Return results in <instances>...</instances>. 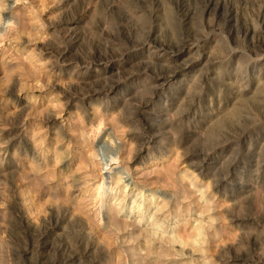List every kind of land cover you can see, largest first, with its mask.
Returning a JSON list of instances; mask_svg holds the SVG:
<instances>
[{
  "label": "rangeland",
  "instance_id": "374dc122",
  "mask_svg": "<svg viewBox=\"0 0 264 264\" xmlns=\"http://www.w3.org/2000/svg\"><path fill=\"white\" fill-rule=\"evenodd\" d=\"M0 264H264V0H0Z\"/></svg>",
  "mask_w": 264,
  "mask_h": 264
},
{
  "label": "bare ground",
  "instance_id": "6f19581e",
  "mask_svg": "<svg viewBox=\"0 0 264 264\" xmlns=\"http://www.w3.org/2000/svg\"><path fill=\"white\" fill-rule=\"evenodd\" d=\"M126 185L128 186V184H126ZM98 186H99V185H98ZM127 186H126V187H127ZM126 187H125V188H126ZM129 187H130V186H129ZM94 194H95V193H94ZM97 195H98V194H97ZM97 195H96V196H97ZM94 196H95V195H94ZM123 196H124V195H123ZM152 197H153V195H152ZM151 199H152V198H151ZM122 201H123V200H122ZM124 201H125V200H124ZM137 202H138V201H137ZM118 203H119V202H118ZM120 203H121V202H120ZM139 204H140V203H139ZM120 205H121V204H120ZM132 205H133V204H132ZM119 207H120V206H119ZM122 207H123V206H122ZM117 209H118V208H117ZM131 209H132V207H131ZM135 209H136V208H135ZM135 209H134V210H135ZM117 212H118V211H117ZM130 212H131V210H130ZM118 213H119V212H118ZM139 220H141V219H139ZM152 227H153V225H152ZM152 227H151V229H152ZM154 231H156V229H155ZM150 233H151V232H150ZM153 233H154V232H153ZM156 233H157V232H156ZM156 233H155V235H156ZM195 241H196V240H195ZM190 243H191V242H190ZM193 244H194V243H193ZM201 247H202V246H201Z\"/></svg>",
  "mask_w": 264,
  "mask_h": 264
}]
</instances>
